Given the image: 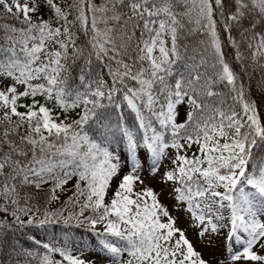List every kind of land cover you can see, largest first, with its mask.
Wrapping results in <instances>:
<instances>
[{"label": "snow or ice", "instance_id": "1", "mask_svg": "<svg viewBox=\"0 0 264 264\" xmlns=\"http://www.w3.org/2000/svg\"><path fill=\"white\" fill-rule=\"evenodd\" d=\"M256 93L264 0H0V264H264Z\"/></svg>", "mask_w": 264, "mask_h": 264}, {"label": "trees", "instance_id": "2", "mask_svg": "<svg viewBox=\"0 0 264 264\" xmlns=\"http://www.w3.org/2000/svg\"><path fill=\"white\" fill-rule=\"evenodd\" d=\"M254 98L258 102L261 112L264 113V95L256 93ZM33 232L45 241L51 240L55 236L57 241L69 242L76 249L81 248L83 244H88V248L95 244V240L90 234L83 227H77L74 222L69 225H64L63 223L55 226L48 225L33 229ZM104 264H107V262Z\"/></svg>", "mask_w": 264, "mask_h": 264}, {"label": "rangeland", "instance_id": "3", "mask_svg": "<svg viewBox=\"0 0 264 264\" xmlns=\"http://www.w3.org/2000/svg\"><path fill=\"white\" fill-rule=\"evenodd\" d=\"M153 185L155 184V182H151ZM189 235L192 237L193 240H195V236L192 233H189ZM93 250V246H90L89 248L86 249L85 251V255L89 258V259H96V264H104L106 261H104L103 259H97L95 256H88L89 252H92ZM204 251L206 252V254H208V250L204 249ZM222 242L217 246V248L215 250H213L214 254L219 255L222 254Z\"/></svg>", "mask_w": 264, "mask_h": 264}]
</instances>
